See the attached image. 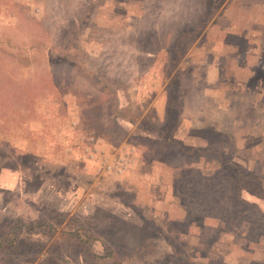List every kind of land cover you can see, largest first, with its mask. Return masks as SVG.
Listing matches in <instances>:
<instances>
[{"label":"rangeland","instance_id":"374dc122","mask_svg":"<svg viewBox=\"0 0 264 264\" xmlns=\"http://www.w3.org/2000/svg\"><path fill=\"white\" fill-rule=\"evenodd\" d=\"M0 264H264V0H0Z\"/></svg>","mask_w":264,"mask_h":264}]
</instances>
